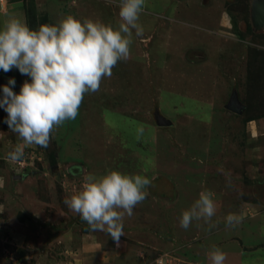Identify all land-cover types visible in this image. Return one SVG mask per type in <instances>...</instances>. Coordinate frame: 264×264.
Here are the masks:
<instances>
[{
	"label": "rangeland",
	"instance_id": "rangeland-1",
	"mask_svg": "<svg viewBox=\"0 0 264 264\" xmlns=\"http://www.w3.org/2000/svg\"><path fill=\"white\" fill-rule=\"evenodd\" d=\"M259 0H147L131 54L47 148L24 146L0 109V264H264V27ZM259 3V2H258ZM119 0H0V28H30L71 15L118 27ZM14 78L19 93L29 80ZM235 97L241 113L228 110ZM158 117L168 123L158 124ZM142 130V132L140 131ZM40 148L42 162L11 182L7 153ZM39 152V151H36ZM110 170L152 180L148 197L124 218V236L92 231L65 203L89 174ZM211 191V220L179 225L181 213ZM243 217L234 227L225 217ZM162 259V263L157 262Z\"/></svg>",
	"mask_w": 264,
	"mask_h": 264
},
{
	"label": "clouds",
	"instance_id": "clouds-1",
	"mask_svg": "<svg viewBox=\"0 0 264 264\" xmlns=\"http://www.w3.org/2000/svg\"><path fill=\"white\" fill-rule=\"evenodd\" d=\"M146 2L119 0L118 27L69 15L58 24H42L38 29L19 18L0 28V71L16 69L29 78L19 93L13 91L14 78L0 85V109L7 113L3 122L24 146L47 148L52 133L77 118L85 95L99 91L118 63L129 58L134 36L144 35L139 21ZM23 157L20 144L7 153L10 161L20 162ZM11 173L15 183L26 176L25 172L15 173L14 167ZM151 184V179L140 174L116 170L101 176L89 173L82 190L65 203L92 231L107 232L118 242L124 236L125 216L131 217L134 208L148 197ZM213 195L211 191L199 193L181 213L180 227L187 230L194 221L211 220L216 214ZM242 220L235 213L225 217L229 227ZM208 259L210 264H225L227 253L213 248Z\"/></svg>",
	"mask_w": 264,
	"mask_h": 264
},
{
	"label": "water",
	"instance_id": "water-1",
	"mask_svg": "<svg viewBox=\"0 0 264 264\" xmlns=\"http://www.w3.org/2000/svg\"><path fill=\"white\" fill-rule=\"evenodd\" d=\"M259 2V3H258ZM257 4L252 6V18L256 27H264V0H259ZM228 110L233 113H241V108L239 107L237 100L233 96L228 105ZM158 124L161 126L168 125L162 118L158 117Z\"/></svg>",
	"mask_w": 264,
	"mask_h": 264
},
{
	"label": "built area",
	"instance_id": "built-area-1",
	"mask_svg": "<svg viewBox=\"0 0 264 264\" xmlns=\"http://www.w3.org/2000/svg\"><path fill=\"white\" fill-rule=\"evenodd\" d=\"M42 154L40 152H36L32 150H25L24 151V157L22 161L20 162H14L10 161L13 163L14 171L15 173L23 174L26 169L29 167H33L36 163V161H42ZM162 259L158 260L157 262L162 263Z\"/></svg>",
	"mask_w": 264,
	"mask_h": 264
},
{
	"label": "trees",
	"instance_id": "trees-1",
	"mask_svg": "<svg viewBox=\"0 0 264 264\" xmlns=\"http://www.w3.org/2000/svg\"><path fill=\"white\" fill-rule=\"evenodd\" d=\"M36 150L40 149V148H35Z\"/></svg>",
	"mask_w": 264,
	"mask_h": 264
}]
</instances>
